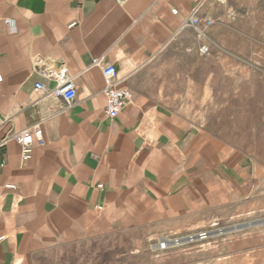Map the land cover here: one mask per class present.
Returning a JSON list of instances; mask_svg holds the SVG:
<instances>
[{"label": "crops", "instance_id": "obj_1", "mask_svg": "<svg viewBox=\"0 0 264 264\" xmlns=\"http://www.w3.org/2000/svg\"><path fill=\"white\" fill-rule=\"evenodd\" d=\"M215 3L0 0V264H71L72 250L95 245L97 253L103 241L145 256L140 264H264V248L246 243L222 254L152 250L264 199V157L249 150L248 133L217 131L200 114L232 103L224 67L234 56L221 45L228 29L215 23ZM198 5L199 17L213 21L206 56L195 33L180 30ZM96 58L131 93L114 119L104 113ZM201 63L224 71L201 77ZM60 69L75 86L70 103L53 94L49 73ZM35 125L44 145L23 163L18 145L2 141Z\"/></svg>", "mask_w": 264, "mask_h": 264}, {"label": "rangeland", "instance_id": "obj_2", "mask_svg": "<svg viewBox=\"0 0 264 264\" xmlns=\"http://www.w3.org/2000/svg\"><path fill=\"white\" fill-rule=\"evenodd\" d=\"M213 5L215 23L226 26L221 30L225 50L234 58L226 65L225 71L231 74V107L225 111L214 110L215 105H206L201 117L212 123L217 131L234 134L236 131L247 132L251 143L247 146L264 157V0H216ZM227 13V15H224ZM195 43L193 38H187ZM212 56H220L213 54ZM215 68L223 72V66L216 63H201V77L208 70ZM216 88L228 87V80L222 77L216 80ZM218 100V97L216 98ZM223 102V99H219ZM210 107V111L208 110ZM256 141L259 143L256 144ZM260 162V161H259ZM259 167L264 179V158ZM260 162V163H261ZM222 231V233H218ZM208 234L205 240H195L174 246L169 250H184L190 253H223L225 245L239 248V243H246V248L254 250L264 248V199L261 204L249 203L248 212L242 216H233L231 220L216 222L202 229L199 233ZM194 236V235H191ZM185 238V237H184ZM183 239V238H182ZM111 241L102 242V250L95 252L96 246L72 250L71 264H140L145 256H133L122 250L109 249ZM216 254V255H217ZM154 257V255H152Z\"/></svg>", "mask_w": 264, "mask_h": 264}, {"label": "built area", "instance_id": "obj_3", "mask_svg": "<svg viewBox=\"0 0 264 264\" xmlns=\"http://www.w3.org/2000/svg\"><path fill=\"white\" fill-rule=\"evenodd\" d=\"M100 1V0H93ZM128 0H114L118 5H124ZM201 5L196 6L189 14L187 19L181 26L180 30L190 29L195 33L196 39L199 41L200 45L198 48V53L201 56H206L209 54L210 49L207 44V31L213 26V21L209 19H201L199 17ZM173 15L177 14L176 10H172ZM6 24L9 21H4ZM93 66H98L101 68L103 76L105 78L106 87L103 90V95L106 99V107L104 110L105 115L109 119L116 118L119 113L126 107L128 102L131 99V93L126 88H117L114 83L111 82V79L115 76V68L111 65L103 66L100 59L96 58L92 61ZM49 76L54 78L57 83V88L53 92L56 97H62L67 103L73 101L76 97L75 86L73 80L66 74L62 69L56 72H50ZM1 80V77H0ZM36 89L45 92L43 86L38 83ZM13 141L16 143L20 149V159L23 163L27 162L31 157V152L34 145L43 146L44 140L40 127L35 125L29 129L21 131L19 133H14L9 135L2 141V144ZM4 163L0 162V171L3 169ZM11 188V186H6ZM101 187V186H99ZM209 238L208 234L205 232L198 233L194 236H188L181 239H169L164 237L160 239L155 245L152 246L153 251H166L174 246L181 245L186 242H193L195 240H205ZM190 241H189V240ZM193 239V240H192ZM183 243H177L178 241H184ZM188 240V241H187ZM177 243L176 245H171V243Z\"/></svg>", "mask_w": 264, "mask_h": 264}, {"label": "bare ground", "instance_id": "obj_4", "mask_svg": "<svg viewBox=\"0 0 264 264\" xmlns=\"http://www.w3.org/2000/svg\"><path fill=\"white\" fill-rule=\"evenodd\" d=\"M218 233L220 234V233H222V231H220V232H218ZM188 240H189V239H188ZM188 240H187V241H188ZM192 240H193V239H192ZM185 241H186V240H184V241H178L177 243H183V242H185ZM189 241H190V240H189ZM177 243L174 242V243H171V245H172V244H173V245H176Z\"/></svg>", "mask_w": 264, "mask_h": 264}]
</instances>
